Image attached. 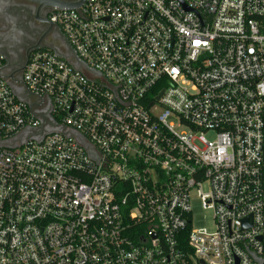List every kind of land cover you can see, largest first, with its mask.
Masks as SVG:
<instances>
[{"label": "built area", "instance_id": "2783aa9c", "mask_svg": "<svg viewBox=\"0 0 264 264\" xmlns=\"http://www.w3.org/2000/svg\"><path fill=\"white\" fill-rule=\"evenodd\" d=\"M49 20L67 59L0 53V264H264V0Z\"/></svg>", "mask_w": 264, "mask_h": 264}, {"label": "flooded vegetation", "instance_id": "af4514ba", "mask_svg": "<svg viewBox=\"0 0 264 264\" xmlns=\"http://www.w3.org/2000/svg\"><path fill=\"white\" fill-rule=\"evenodd\" d=\"M83 0H0V53L9 72L20 79L27 58L34 47L49 46L63 58L69 53L56 45L65 37L49 20L56 4L73 5ZM85 1V0H84Z\"/></svg>", "mask_w": 264, "mask_h": 264}, {"label": "rangeland", "instance_id": "374dc122", "mask_svg": "<svg viewBox=\"0 0 264 264\" xmlns=\"http://www.w3.org/2000/svg\"><path fill=\"white\" fill-rule=\"evenodd\" d=\"M194 218L193 223L195 227L209 226L211 216L208 211L202 210L199 202H194Z\"/></svg>", "mask_w": 264, "mask_h": 264}, {"label": "water", "instance_id": "95a60500", "mask_svg": "<svg viewBox=\"0 0 264 264\" xmlns=\"http://www.w3.org/2000/svg\"><path fill=\"white\" fill-rule=\"evenodd\" d=\"M84 2V0L83 1H81V2H79V3H77V4H73V5H62V4H56L55 5V7H57L58 9H77V8H79L80 6H81V4ZM47 48H49V49H51V47H49V46H46ZM34 48H38V47H34ZM53 51H55L54 49H52ZM67 59V58H66ZM6 68H7V64H4L3 65V67H2V71H3V73H4V70H6ZM4 69V70H3ZM5 75V77L6 78H8L9 80H13L14 78H15V76L14 75H12V73L11 72H9V73H7V74H4ZM15 90V92L16 93H18V91H17V89H14ZM82 142H83V140H82V138H81V136L80 135H76ZM84 143V142H83ZM257 259V261H258V264H262V261H261V259H258V258H256Z\"/></svg>", "mask_w": 264, "mask_h": 264}, {"label": "crops", "instance_id": "0c3cea01", "mask_svg": "<svg viewBox=\"0 0 264 264\" xmlns=\"http://www.w3.org/2000/svg\"><path fill=\"white\" fill-rule=\"evenodd\" d=\"M62 44H64L62 41H58L56 45H57L58 47L60 46V47H59L60 50H61L62 48H64V50L67 51V52L69 53V56H70V53H71V52H70L69 46L67 45L66 42H65V45H62ZM7 69L9 70V67H8Z\"/></svg>", "mask_w": 264, "mask_h": 264}]
</instances>
